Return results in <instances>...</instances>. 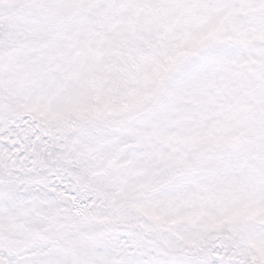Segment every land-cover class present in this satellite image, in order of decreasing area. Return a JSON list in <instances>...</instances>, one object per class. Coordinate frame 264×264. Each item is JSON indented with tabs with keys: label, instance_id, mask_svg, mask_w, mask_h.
<instances>
[{
	"label": "snow or ice",
	"instance_id": "snow-or-ice-1",
	"mask_svg": "<svg viewBox=\"0 0 264 264\" xmlns=\"http://www.w3.org/2000/svg\"><path fill=\"white\" fill-rule=\"evenodd\" d=\"M0 264H264V0H0Z\"/></svg>",
	"mask_w": 264,
	"mask_h": 264
}]
</instances>
